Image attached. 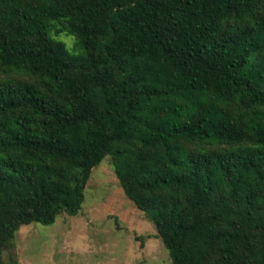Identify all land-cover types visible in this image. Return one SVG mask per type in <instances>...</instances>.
Returning <instances> with one entry per match:
<instances>
[{
  "label": "trees",
  "instance_id": "1",
  "mask_svg": "<svg viewBox=\"0 0 264 264\" xmlns=\"http://www.w3.org/2000/svg\"><path fill=\"white\" fill-rule=\"evenodd\" d=\"M105 157L171 264H264V0H0V264Z\"/></svg>",
  "mask_w": 264,
  "mask_h": 264
},
{
  "label": "rangeland",
  "instance_id": "2",
  "mask_svg": "<svg viewBox=\"0 0 264 264\" xmlns=\"http://www.w3.org/2000/svg\"><path fill=\"white\" fill-rule=\"evenodd\" d=\"M72 46L70 36L60 37ZM18 264H171L152 222L124 195L109 157L92 169L78 214L16 233Z\"/></svg>",
  "mask_w": 264,
  "mask_h": 264
}]
</instances>
